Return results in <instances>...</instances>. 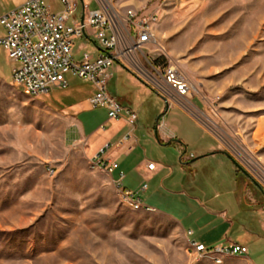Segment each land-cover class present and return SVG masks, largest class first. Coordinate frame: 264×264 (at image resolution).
Instances as JSON below:
<instances>
[{
	"label": "rangeland",
	"instance_id": "obj_1",
	"mask_svg": "<svg viewBox=\"0 0 264 264\" xmlns=\"http://www.w3.org/2000/svg\"><path fill=\"white\" fill-rule=\"evenodd\" d=\"M43 1L54 11L60 7V0ZM124 1L114 3L122 14L146 9L160 21L156 36L163 50L135 53L134 64L149 72L146 59L172 65L192 82L203 124L245 171L240 175L248 201L264 212V0H147L140 6L136 2L144 0ZM13 68L0 47V76L6 82L0 78V264H216L188 255V241L176 222L124 202L118 183L74 142L73 127L51 105L56 98L72 103L85 97L88 84L68 76L67 90L35 98L12 82ZM153 95L151 100L158 99ZM144 103L141 118L151 133L143 145L145 157L162 162L170 152L152 135L167 103L161 98L160 114L151 101ZM88 104L87 114L78 119L90 117L94 128L97 117L102 121L107 114ZM168 129L175 135L171 123ZM174 172V181L180 182L181 174ZM189 177L197 185L205 182L200 175ZM216 180L206 184L209 197L219 191ZM165 188L180 191L168 184ZM187 196L199 200L203 195L194 191ZM248 230L236 235L235 242L248 246L245 257L251 263L264 264V235L254 237ZM222 264L250 263L227 256Z\"/></svg>",
	"mask_w": 264,
	"mask_h": 264
},
{
	"label": "crops",
	"instance_id": "obj_2",
	"mask_svg": "<svg viewBox=\"0 0 264 264\" xmlns=\"http://www.w3.org/2000/svg\"><path fill=\"white\" fill-rule=\"evenodd\" d=\"M132 1L125 0L124 4H130ZM146 1H137L136 5H143ZM25 2L26 0H0V15L20 7ZM59 3L60 7L56 8L55 11L50 7L53 13L62 12L63 6L61 2ZM83 3L90 9L98 7L93 0H83ZM92 6L93 8H91ZM83 12L84 8L80 2L76 18L80 19ZM1 28L3 29V27ZM4 34L5 30L3 29L2 36ZM89 47L92 48V51H88ZM150 51H152V48H149V51L146 52ZM86 52L93 57H97L101 51L92 39L91 41L76 40L73 49L75 58L81 59ZM119 67L122 66L119 65ZM114 68L109 89L112 86V93L119 102L138 115L133 136L120 146H117V144L123 141V138L130 131L125 120L113 121L107 119L108 113L104 109L102 110H104V115L107 114V117L102 121L97 117L98 120L94 128L90 117L84 118L82 121L78 119L87 114L84 103H89L91 110H97L93 109L90 103L95 94V88L90 83L82 80L90 86V91L85 94V97L72 103H68L62 98H56L51 105L54 111L61 113L64 122L73 127L70 135L73 137L74 142L82 144L87 158L95 157L106 144L117 141L102 156L103 160L118 164V168L109 174L111 179L123 188L133 192H138L144 185H147V190L141 193V198L146 196L144 202L154 209V212L173 220L179 225L188 241L189 248V240H195L208 247L219 244H238L248 248L246 244L235 242L237 241L236 235L242 231L247 232L248 229L251 230V236L260 237V234L264 235V212L256 210L249 203L246 195L247 183L242 181L240 175L242 170L235 165V160L231 159L232 157L225 152L219 140L203 124L200 117L201 106L197 100L192 99L193 96L177 97L167 103L163 96L137 77L135 73L125 67L122 68L130 73H122L121 69L116 68L114 70ZM0 78L5 82L1 76ZM54 89L62 90L60 88ZM154 93L158 95V99H155V101L151 100ZM49 94L46 96L48 97ZM161 98L167 103L166 112L161 116L165 118L169 128L171 123L175 138L170 141L166 137L158 135L156 126L153 127V133H155L152 137L161 146L168 147L170 152L168 156L162 155L164 158L162 162L154 163L145 157L146 152L143 145L144 142L149 140L151 133L148 132V129L147 131L144 130L147 126L141 118V113L145 110L144 101L148 99L151 101L152 110L155 107L157 113L160 114L162 112L160 110ZM179 129L182 131L180 134H178ZM100 132H103V135L99 136L98 133ZM149 163L155 164L154 170L148 169ZM174 169L178 170L182 176L180 182L173 179L175 176ZM190 173L200 175L205 182L197 185L189 177ZM122 175L123 178H121ZM225 177L230 179V182H227ZM212 179H217L216 184H218L219 191L217 190L216 194L209 197L205 189L207 182ZM167 184L172 188L180 189V191H167L165 188ZM194 191H199L203 196L199 200L197 198L190 199L187 193ZM225 197L228 201L224 199ZM219 200L221 201L218 202ZM240 216H243L244 220H240ZM239 220L243 223H250V225L247 224L248 227L246 224L241 226ZM189 232L192 233L191 236H188ZM243 258L253 264L246 257Z\"/></svg>",
	"mask_w": 264,
	"mask_h": 264
},
{
	"label": "built area",
	"instance_id": "obj_3",
	"mask_svg": "<svg viewBox=\"0 0 264 264\" xmlns=\"http://www.w3.org/2000/svg\"><path fill=\"white\" fill-rule=\"evenodd\" d=\"M93 1L98 7L90 9L82 3L84 12L77 19L80 0H60L63 6L60 13H53L43 0H26L20 7L0 15V26L5 30L4 36L0 38V46L15 64L12 73L14 84L35 98L48 95L54 88L67 89L68 76L90 83L95 88V94L90 100L92 108L106 110L110 120H125L130 128L123 141L117 144L120 146L133 136L138 115L123 106L109 91L116 64L148 79L153 89L158 90L167 103L177 97H191L195 87L175 66L159 65L156 61L151 63L146 59L148 69L151 70L149 72L134 64L135 53H144L149 48L163 50L156 36L159 24L156 12L130 8L122 14L114 7L115 0ZM167 1L178 3L183 0ZM91 39L101 52L97 57L86 52L81 59H76L73 53L74 42ZM168 130L165 118L162 117L156 126L157 134L173 141L174 134ZM112 147V144H106L92 158L99 160V169L109 174L118 168V164L109 163L102 156ZM148 169L154 170L155 164L149 163ZM118 187L124 202H134V205L144 206L154 212L141 198L147 185L138 192L129 191L120 184ZM191 234L189 232L188 236ZM189 241L188 255L198 261L200 255H209L215 259L217 255L245 257L249 254L247 247L238 244L208 247L195 240Z\"/></svg>",
	"mask_w": 264,
	"mask_h": 264
},
{
	"label": "bare ground",
	"instance_id": "obj_4",
	"mask_svg": "<svg viewBox=\"0 0 264 264\" xmlns=\"http://www.w3.org/2000/svg\"><path fill=\"white\" fill-rule=\"evenodd\" d=\"M159 22H160V21H159ZM27 93H28L30 96L33 97V95L30 94V92H27ZM95 162H97V163H96V166L99 168V160H95ZM128 203H129V205H131V207H132L133 209H135V210H144V211L150 212V211L148 210V208H146V207H144V206L134 205V202H128ZM188 251H190V248L187 250V253H188ZM227 256H229V257H238V255H217V257H215V259H214V258H211V256H209V255H200V256H199V260H202V259H210V260L214 261V263H216V264H222L224 258L227 257Z\"/></svg>",
	"mask_w": 264,
	"mask_h": 264
},
{
	"label": "water",
	"instance_id": "obj_5",
	"mask_svg": "<svg viewBox=\"0 0 264 264\" xmlns=\"http://www.w3.org/2000/svg\"><path fill=\"white\" fill-rule=\"evenodd\" d=\"M81 1V3H83V0H80ZM232 159V158H231ZM234 161V160H233ZM234 163H235V165L240 169V170H242L244 173H245V171L234 161Z\"/></svg>",
	"mask_w": 264,
	"mask_h": 264
}]
</instances>
